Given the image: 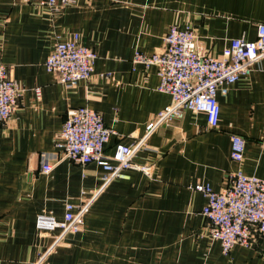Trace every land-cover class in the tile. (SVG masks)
I'll return each instance as SVG.
<instances>
[{"label":"crops","instance_id":"obj_1","mask_svg":"<svg viewBox=\"0 0 264 264\" xmlns=\"http://www.w3.org/2000/svg\"><path fill=\"white\" fill-rule=\"evenodd\" d=\"M264 23V0H75L57 10L25 0H0V61L23 89L13 116L0 125V264H31L52 242L37 228L40 214L62 220L67 201L100 189L105 170L63 159L57 143L70 108L89 106L117 131L106 145L130 143L167 106L156 67L133 66L136 51L164 47L172 25L194 28L198 49L222 57L233 38L253 41ZM78 34L97 53L90 80L67 88L45 62L57 40ZM38 90L40 95H38ZM220 119L205 113L156 130L137 160L154 176L129 170L94 200L84 226L71 232L44 264H264V237L224 254L209 235L197 183L215 190L241 168L264 179V58L219 94ZM246 138L245 158H231V134ZM54 168L42 172V154ZM52 235V236H51Z\"/></svg>","mask_w":264,"mask_h":264},{"label":"built area","instance_id":"obj_2","mask_svg":"<svg viewBox=\"0 0 264 264\" xmlns=\"http://www.w3.org/2000/svg\"><path fill=\"white\" fill-rule=\"evenodd\" d=\"M36 6L57 10L75 3V0H25ZM164 47L153 53L136 51L133 66L146 69L156 67L160 78L158 90L171 96L170 103L158 111L146 124L142 135L133 134L130 143L119 141L111 153L106 145L117 131L107 124L101 112L89 107L70 108L57 143L63 159L80 165L96 162L104 170L102 187L87 197L82 191L79 202L67 201L62 220L51 214H40L38 231L52 236V242L38 252L31 264H44L68 234L82 229L86 214L97 195L113 180L125 176L129 170L154 176V165L141 163V151L151 149L149 140L163 126L184 118L187 111L205 113L208 128H216L220 119L219 94L226 95L238 80L250 76L264 58V23L259 24L258 37L250 41L233 38L222 57L198 49L199 38L194 28L172 25L164 38ZM97 53L75 34L69 40H57L48 56L46 68L58 76L67 88L81 80H90L95 70ZM23 89L11 77L8 66L0 61V125L6 123L19 106ZM38 95L40 92L38 90ZM246 138L231 134V158L242 164L245 158ZM42 172L49 173L54 165L47 154H42ZM195 190L204 194L202 210L208 221L209 235L219 241L222 252L236 245L253 247L264 237V179L246 174L241 168L228 173L227 185L215 190L210 184L197 183Z\"/></svg>","mask_w":264,"mask_h":264}]
</instances>
